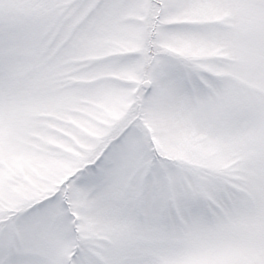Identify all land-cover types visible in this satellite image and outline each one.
<instances>
[{
  "label": "snow or ice",
  "instance_id": "1",
  "mask_svg": "<svg viewBox=\"0 0 264 264\" xmlns=\"http://www.w3.org/2000/svg\"><path fill=\"white\" fill-rule=\"evenodd\" d=\"M0 264H264V0H0Z\"/></svg>",
  "mask_w": 264,
  "mask_h": 264
}]
</instances>
